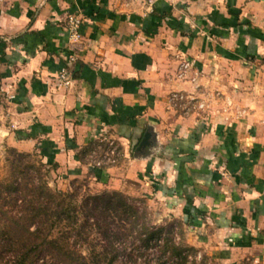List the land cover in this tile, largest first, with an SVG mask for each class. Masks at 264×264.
I'll return each mask as SVG.
<instances>
[{
	"label": "crops",
	"instance_id": "obj_1",
	"mask_svg": "<svg viewBox=\"0 0 264 264\" xmlns=\"http://www.w3.org/2000/svg\"><path fill=\"white\" fill-rule=\"evenodd\" d=\"M5 148L162 198L224 264L264 260V0H0Z\"/></svg>",
	"mask_w": 264,
	"mask_h": 264
},
{
	"label": "rangeland",
	"instance_id": "obj_2",
	"mask_svg": "<svg viewBox=\"0 0 264 264\" xmlns=\"http://www.w3.org/2000/svg\"><path fill=\"white\" fill-rule=\"evenodd\" d=\"M11 150H0V183L3 185H7L16 177L15 170L23 172L24 166L30 165L34 169L18 176V181L30 180L38 184V179L42 177L52 191L73 194L76 204L81 205L87 201L86 205L90 208L95 205L89 201L90 198L98 196L104 199L106 195L118 194L117 198L123 200L116 202L114 199V206H120L119 212L131 209L130 219L135 220L136 227H131L128 222L116 219L111 214L108 217L102 214L90 216L88 232L84 236L86 241L75 246L82 254L90 256L94 249L97 252L109 253V259L116 254L117 258L113 264H224L208 253L206 244L198 238L195 229L185 224L183 217L173 213L171 205L162 198L158 199L155 195L140 191L130 184V193L121 194L105 192L87 179L66 180L56 177L52 168L42 163L36 153H30V158L22 159L23 164L20 166L14 161L18 155ZM103 202L99 201V208L106 207ZM8 206V209H12V205ZM79 220L84 223L83 214L79 215ZM74 240L77 239L72 237L71 243ZM109 241L112 242L113 252L108 246ZM235 264H264V260L249 254Z\"/></svg>",
	"mask_w": 264,
	"mask_h": 264
},
{
	"label": "trees",
	"instance_id": "obj_3",
	"mask_svg": "<svg viewBox=\"0 0 264 264\" xmlns=\"http://www.w3.org/2000/svg\"><path fill=\"white\" fill-rule=\"evenodd\" d=\"M11 151L18 155L14 161L20 166L22 159L31 156ZM47 165L52 169L56 167L51 162ZM31 169L34 168L25 165L23 172L15 170L16 177L7 185L0 183V264H113L116 254L109 259V253L94 249L87 256L75 246L86 241L88 219L95 214L107 217L111 214L136 227L135 220L130 219L131 209L119 212L120 206H114L115 201H123L117 198L118 194L106 195L104 199L98 196L90 198L89 201L95 203L94 208H90L87 201L76 204L73 194L52 191L42 177L38 184L30 180L18 181V176ZM99 201H104L106 207L99 208ZM8 205H12V209H8ZM81 214L84 215V223H80ZM72 237L77 239L73 243ZM108 246L113 252L112 242L109 241Z\"/></svg>",
	"mask_w": 264,
	"mask_h": 264
},
{
	"label": "built area",
	"instance_id": "obj_4",
	"mask_svg": "<svg viewBox=\"0 0 264 264\" xmlns=\"http://www.w3.org/2000/svg\"><path fill=\"white\" fill-rule=\"evenodd\" d=\"M79 26L80 21L77 18L73 16L69 17V33L72 37H79V35H77V30ZM68 84L69 81L67 80V77L64 74H61L58 79V85L67 86Z\"/></svg>",
	"mask_w": 264,
	"mask_h": 264
},
{
	"label": "water",
	"instance_id": "obj_5",
	"mask_svg": "<svg viewBox=\"0 0 264 264\" xmlns=\"http://www.w3.org/2000/svg\"><path fill=\"white\" fill-rule=\"evenodd\" d=\"M149 144V135L145 134V136L143 137L142 142L140 143L139 148H143L145 146H147Z\"/></svg>",
	"mask_w": 264,
	"mask_h": 264
}]
</instances>
